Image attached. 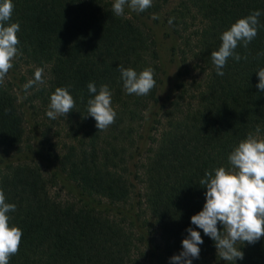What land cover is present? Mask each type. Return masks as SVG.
<instances>
[{
  "label": "trees",
  "instance_id": "trees-1",
  "mask_svg": "<svg viewBox=\"0 0 264 264\" xmlns=\"http://www.w3.org/2000/svg\"><path fill=\"white\" fill-rule=\"evenodd\" d=\"M159 1L152 0L137 15L157 19L163 10ZM13 4L11 22L20 24L16 58L33 72L41 70L40 80L30 81L27 99L47 112L55 89L71 86L76 106L67 118L46 117L47 135L54 125L55 137L63 133V141L57 147L48 139L47 150L33 156L32 144L24 140L25 119L12 82L16 75L9 71L0 83V188L6 202L16 205L11 223L23 231L9 264H137L138 244L146 264H170V257L183 250L189 227L200 231L204 241L192 264L216 263L215 242L191 224V217L205 203L204 173L228 167V155L249 132L259 128L264 138V92L256 88V72L264 67V55H259L264 53V27L247 48L236 49L242 58H229L223 76L216 74L211 53L237 19L259 10L264 25V0H180L177 8L162 14L163 24L187 48L181 58L185 62L190 54L195 61L198 79L191 87L180 83L167 106H159L165 127L143 152L132 126L158 103L160 79L154 44L144 30L115 15L105 0ZM121 65L138 73L154 69L156 84L149 94L126 92ZM89 82L97 88L107 84L112 92L117 116L105 130L99 131L87 116ZM56 176L73 186L77 201L97 199L100 206L52 196L49 184ZM133 180L140 187L136 192ZM133 197L149 221L122 211ZM240 250L244 259L235 264H264V237L255 244L245 242Z\"/></svg>",
  "mask_w": 264,
  "mask_h": 264
},
{
  "label": "clouds",
  "instance_id": "clouds-1",
  "mask_svg": "<svg viewBox=\"0 0 264 264\" xmlns=\"http://www.w3.org/2000/svg\"><path fill=\"white\" fill-rule=\"evenodd\" d=\"M152 6V0H114L112 10L122 16L125 7L137 13H143ZM14 10L13 0H0V83H3L13 60L19 55V22H11ZM259 10L237 19L228 30L221 34L218 50L211 53L216 74L223 76V69L229 58L241 60L236 52L239 46L247 48L255 39L261 25ZM171 23V20L169 21ZM259 55H264L260 53ZM247 59V57H243ZM123 87L128 94L147 95L154 88L155 71L146 67L139 73L131 68L118 66ZM259 83L256 88L264 92V67L256 72ZM41 78V70L36 72V79ZM29 82L25 87L31 86ZM71 86L57 87L50 96L46 115L50 119L57 116L67 118L76 106L70 93ZM88 91L92 97L87 101V116L96 121V128L107 129L115 122L117 113L112 106V92L107 84L97 88L95 82H89ZM85 116V117H87ZM260 129L249 132L228 155V167L220 166L206 171L200 185L206 188L203 209L191 217V224L203 230L204 235L215 242L217 254L227 262L243 260L241 246L247 242L255 244L264 237V138ZM16 205L6 202V195L0 188V264H9L11 256L19 251L23 231L11 223L9 215L15 212ZM219 225L222 226L218 228ZM187 237L182 240V251L170 257V264H192L199 259L203 239L200 231L189 227Z\"/></svg>",
  "mask_w": 264,
  "mask_h": 264
},
{
  "label": "rangeland",
  "instance_id": "rangeland-1",
  "mask_svg": "<svg viewBox=\"0 0 264 264\" xmlns=\"http://www.w3.org/2000/svg\"><path fill=\"white\" fill-rule=\"evenodd\" d=\"M105 1L111 3V5L114 3V0ZM179 2L180 0H165L164 2L160 0L159 3L163 4V10L161 14H157V19H154L153 17H139L136 12L131 11L127 7H125L124 15H122L134 21L152 40L160 74L159 86L156 93L158 103L152 107L150 111H146L142 122H136L132 126L134 129L133 139L136 140L139 137L135 144L141 149V152H143L148 146L149 140L157 138L165 127V120L162 118L164 111H162V109L158 110L159 106L161 104L164 107L167 106L168 102L177 94V86L180 83L186 82L187 86L191 87L190 83L198 79V70L196 69L197 65L195 61L190 58V54H187L184 62V59L181 58V54H186L185 51L187 48H184L182 41L178 40L175 35L170 32L168 26L163 24L164 22L162 20V14L177 8ZM9 71L16 75V79L12 80V82L14 83V90L18 96L20 110L25 119L24 140L28 141L30 145L32 144L31 155L40 156L42 150H47L48 139L53 146L56 145L57 147H60L62 144L61 142L63 141V139L60 138L63 137V133L60 137H55L54 134L56 132V127L53 125L47 135V129L45 127L49 124V120L46 119L47 112H40L39 107H37V102L34 100H28L31 97V94L28 91L29 87L27 89L25 86L36 77L37 71L33 72L32 68L23 64V61L19 59L17 60V58L13 60V67ZM30 105H32V108ZM128 166H130V164ZM133 184L135 185L134 192H136L140 187H138L139 185L134 180ZM49 185L50 194L57 197L59 200L72 201L75 203L79 202V204H86L87 206H96L98 204V207L100 206L97 199L96 201L90 199L86 201L85 199H79L77 201V197L74 196L75 193L73 186L62 178L58 179L56 176L53 182ZM136 203L137 197L131 198L128 205L125 204L123 206L122 211H124V213L126 212L128 216H137V218L142 221L145 219L149 221L143 208ZM135 227H137V225H135ZM150 231L151 236L155 238L153 229H150ZM155 242L157 243V240H155ZM138 245L142 246L141 244ZM140 246L139 250L142 252H137L135 254V258L138 257V261L136 262L137 264H146L145 259H141L143 255L145 256V252H143V247L140 248ZM215 260L216 263L213 264H229V262L221 259L219 255Z\"/></svg>",
  "mask_w": 264,
  "mask_h": 264
}]
</instances>
